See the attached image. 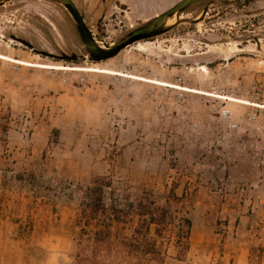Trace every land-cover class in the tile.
<instances>
[{"label":"rangeland","instance_id":"rangeland-1","mask_svg":"<svg viewBox=\"0 0 264 264\" xmlns=\"http://www.w3.org/2000/svg\"><path fill=\"white\" fill-rule=\"evenodd\" d=\"M72 1L111 46L181 0ZM15 38L78 60L44 58ZM84 55L61 7H0V56L46 66L0 58L1 264H73L76 244L88 243L76 226L77 188L96 177L113 178L133 200L153 192L191 220L185 262L172 247L165 264H248L251 249L264 250V0L217 2L202 23L103 63ZM31 175L41 187L28 186Z\"/></svg>","mask_w":264,"mask_h":264},{"label":"trees","instance_id":"trees-1","mask_svg":"<svg viewBox=\"0 0 264 264\" xmlns=\"http://www.w3.org/2000/svg\"><path fill=\"white\" fill-rule=\"evenodd\" d=\"M17 180L23 181V175ZM27 183L30 188L43 184L34 175ZM77 189L81 197L76 226L88 243L76 244L73 264H110L114 255L122 254L128 259L124 264H165L171 258L172 247L174 259L185 262L192 222L181 216L169 200L161 204L150 191H143L133 200L128 189L110 177H96ZM65 190L70 196L74 192L71 185ZM172 198L176 199L175 192ZM128 227L132 228L130 236L126 234ZM263 255L262 248L251 249L248 264H262Z\"/></svg>","mask_w":264,"mask_h":264},{"label":"water","instance_id":"water-1","mask_svg":"<svg viewBox=\"0 0 264 264\" xmlns=\"http://www.w3.org/2000/svg\"><path fill=\"white\" fill-rule=\"evenodd\" d=\"M28 1H40L55 4L61 7L69 15L73 25L77 31V34L81 41V47L84 52V57L89 62L99 64L106 62L110 59L118 56L122 51L128 49L129 47L141 43L147 42L151 39L163 36L174 29L182 26H194L202 23L211 7H213L217 2L224 0H181L176 5L171 7L169 10L163 14L149 20L148 22L142 24L141 26L131 30L122 38H120L116 43L111 46H101L99 42L95 39L91 29L87 26L85 22V16L80 13L76 5L72 0H0V7L13 4L17 2H28ZM227 1H237V0H227ZM206 4L199 18L190 20L183 18V15L195 6ZM174 21L173 24L171 22ZM23 46L34 51L37 55L44 58L48 57L53 60L65 61V62H77L78 58L76 55L73 56H56L53 54H47L46 52L38 51L29 42L15 38Z\"/></svg>","mask_w":264,"mask_h":264},{"label":"bare ground","instance_id":"bare-ground-1","mask_svg":"<svg viewBox=\"0 0 264 264\" xmlns=\"http://www.w3.org/2000/svg\"><path fill=\"white\" fill-rule=\"evenodd\" d=\"M173 23H174V21L171 22V24H173ZM0 58L5 60V61L13 62V63L19 64V65H23V66L36 67V68H46V66L34 65V64H30V63H26V62H22V61H17V60H14V59H11V58H7V57L0 56ZM51 68L68 69V68H58V67H51ZM202 69H203L204 72H206V73L208 72V70L206 68H202ZM73 70H75V71H80L81 70L82 71V70H85V69H73ZM86 71L95 72V73H102V74L103 73L104 74H114V75H117V76H124V75L119 74V73H114V72H109V71H102V70H99V69H87ZM136 79L139 80V81H142V82L158 84V82H156V81H150V80H146V79H143V78H136ZM193 92L201 93V92H198V91H193ZM206 95H209V94H206ZM224 99L227 100V101H230V102H238V103H242V104H250L248 102H241V101L234 100L232 98H224ZM254 106H257V105H254Z\"/></svg>","mask_w":264,"mask_h":264},{"label":"crops","instance_id":"crops-1","mask_svg":"<svg viewBox=\"0 0 264 264\" xmlns=\"http://www.w3.org/2000/svg\"><path fill=\"white\" fill-rule=\"evenodd\" d=\"M4 257L0 256V264L3 263Z\"/></svg>","mask_w":264,"mask_h":264}]
</instances>
